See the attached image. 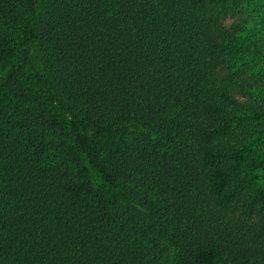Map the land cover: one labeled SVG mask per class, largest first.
<instances>
[{
	"label": "trees",
	"instance_id": "trees-1",
	"mask_svg": "<svg viewBox=\"0 0 264 264\" xmlns=\"http://www.w3.org/2000/svg\"><path fill=\"white\" fill-rule=\"evenodd\" d=\"M0 264H264V0H0Z\"/></svg>",
	"mask_w": 264,
	"mask_h": 264
}]
</instances>
